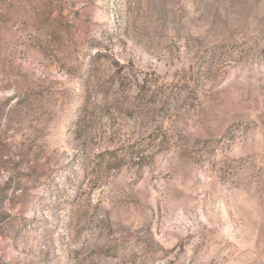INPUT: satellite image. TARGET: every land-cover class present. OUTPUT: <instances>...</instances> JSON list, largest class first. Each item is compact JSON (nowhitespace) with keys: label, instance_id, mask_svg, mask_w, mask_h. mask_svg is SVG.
<instances>
[{"label":"rangeland","instance_id":"obj_1","mask_svg":"<svg viewBox=\"0 0 264 264\" xmlns=\"http://www.w3.org/2000/svg\"><path fill=\"white\" fill-rule=\"evenodd\" d=\"M0 264H264V0H0Z\"/></svg>","mask_w":264,"mask_h":264}]
</instances>
